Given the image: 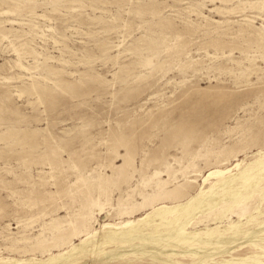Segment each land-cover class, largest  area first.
Returning a JSON list of instances; mask_svg holds the SVG:
<instances>
[{
  "label": "rangeland",
  "instance_id": "obj_1",
  "mask_svg": "<svg viewBox=\"0 0 264 264\" xmlns=\"http://www.w3.org/2000/svg\"><path fill=\"white\" fill-rule=\"evenodd\" d=\"M0 264H264V0H0Z\"/></svg>",
  "mask_w": 264,
  "mask_h": 264
},
{
  "label": "bare ground",
  "instance_id": "obj_2",
  "mask_svg": "<svg viewBox=\"0 0 264 264\" xmlns=\"http://www.w3.org/2000/svg\"><path fill=\"white\" fill-rule=\"evenodd\" d=\"M232 217V216H231Z\"/></svg>",
  "mask_w": 264,
  "mask_h": 264
}]
</instances>
